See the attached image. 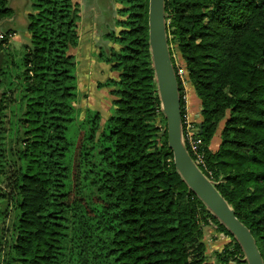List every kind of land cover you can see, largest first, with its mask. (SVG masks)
I'll use <instances>...</instances> for the list:
<instances>
[{
	"label": "trees",
	"instance_id": "obj_1",
	"mask_svg": "<svg viewBox=\"0 0 264 264\" xmlns=\"http://www.w3.org/2000/svg\"><path fill=\"white\" fill-rule=\"evenodd\" d=\"M117 1L118 30L102 34L97 52L115 73L96 83L110 95L105 117L95 103L77 104L76 0H30L27 42L0 39V264H247L159 134L148 0ZM11 12L0 0V19ZM164 14L170 54L174 46L200 99L199 169L264 262V0H164ZM209 225L231 238L215 262L203 240Z\"/></svg>",
	"mask_w": 264,
	"mask_h": 264
},
{
	"label": "water",
	"instance_id": "obj_2",
	"mask_svg": "<svg viewBox=\"0 0 264 264\" xmlns=\"http://www.w3.org/2000/svg\"><path fill=\"white\" fill-rule=\"evenodd\" d=\"M147 24L160 108L166 122L165 129L159 134H166L174 166L188 187L232 234L244 254L246 263L264 264L249 228L237 218L233 208L219 193L214 183L194 163L186 149L179 86L167 43L164 0H148ZM1 57L0 51V60ZM198 128H201V125Z\"/></svg>",
	"mask_w": 264,
	"mask_h": 264
},
{
	"label": "rangeland",
	"instance_id": "obj_3",
	"mask_svg": "<svg viewBox=\"0 0 264 264\" xmlns=\"http://www.w3.org/2000/svg\"><path fill=\"white\" fill-rule=\"evenodd\" d=\"M78 6L80 8V20H79V44L71 48V52H74V56L77 60V73H78V88L80 97L77 104L81 107L88 105H97L102 110L105 117L106 107L109 104L110 95L107 88L98 89L96 87L97 81H103L106 77L115 75L109 68L108 64L101 62L97 59V52L99 46H103L106 39L102 34L114 29L118 30V27L114 26V18L120 17L116 13V9L121 6V3L117 0H79ZM19 41L11 43L9 46L18 49ZM171 55L173 57L174 64L179 66L184 63L181 55L174 49V46L170 48ZM181 66L179 68H181ZM182 69V68H181ZM184 87L188 86L187 81L183 83ZM186 85V86H185ZM186 94V93H184ZM186 110V107H185ZM8 110H6L7 115ZM187 112V110H186ZM7 116V117H8ZM7 117L4 118L7 120ZM223 121L220 122L217 131L210 140L209 148L216 150L220 143V129ZM9 132V124L5 122L3 124ZM217 235V236H213ZM223 236V237H222ZM222 237V238H221ZM230 236L221 235L215 231L213 225L204 227L203 240L206 244V254L209 259L215 262L213 257V251L219 250L222 246L230 241ZM215 264H219L216 263ZM233 264V263H229Z\"/></svg>",
	"mask_w": 264,
	"mask_h": 264
},
{
	"label": "crops",
	"instance_id": "obj_4",
	"mask_svg": "<svg viewBox=\"0 0 264 264\" xmlns=\"http://www.w3.org/2000/svg\"><path fill=\"white\" fill-rule=\"evenodd\" d=\"M76 2L80 3L79 0H76ZM8 5L12 9V12L9 16L0 19V31L9 30L13 33L10 39L11 43L15 40L19 41L18 45H21L27 42L29 37L27 31V14L30 12V0H8ZM187 83L188 86L184 87V93H186L184 94V101L187 114L191 118L192 122L200 121V99L195 94V91L190 83ZM219 233L221 235H226L222 232Z\"/></svg>",
	"mask_w": 264,
	"mask_h": 264
},
{
	"label": "built area",
	"instance_id": "obj_5",
	"mask_svg": "<svg viewBox=\"0 0 264 264\" xmlns=\"http://www.w3.org/2000/svg\"><path fill=\"white\" fill-rule=\"evenodd\" d=\"M13 33L8 32L6 34H4V32L0 31V39L2 38H7L9 41L12 37ZM177 74L178 76L181 78L182 83H184L185 78H184V70L181 68H178L177 70ZM184 97V96H183ZM185 100V99H184ZM182 124H183V135H184V141L185 144L187 142L190 152L192 154L191 158L194 161V163L199 167L200 166H205V162H204V158H203V153L201 152V150L199 149V142L200 139L197 138L194 134H195V128L192 124V120L189 117V115L187 114L186 110H185V114L184 117L182 119Z\"/></svg>",
	"mask_w": 264,
	"mask_h": 264
}]
</instances>
